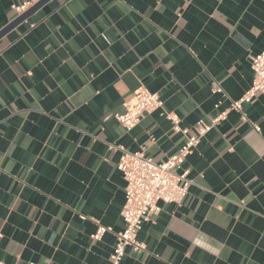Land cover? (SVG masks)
<instances>
[{
    "label": "crops",
    "instance_id": "obj_1",
    "mask_svg": "<svg viewBox=\"0 0 264 264\" xmlns=\"http://www.w3.org/2000/svg\"><path fill=\"white\" fill-rule=\"evenodd\" d=\"M22 1L0 0V31ZM262 51L264 0H50L1 37L0 260L111 264L126 186L113 146L176 153L184 137L165 113L192 128L225 111ZM141 86L165 107L127 130L115 114ZM185 166L188 194L159 202L145 251L122 264H264V94ZM99 224L112 231L95 240Z\"/></svg>",
    "mask_w": 264,
    "mask_h": 264
},
{
    "label": "built area",
    "instance_id": "obj_2",
    "mask_svg": "<svg viewBox=\"0 0 264 264\" xmlns=\"http://www.w3.org/2000/svg\"><path fill=\"white\" fill-rule=\"evenodd\" d=\"M35 2L36 0H24L19 4H13L12 7L18 15H21ZM252 69L253 81L250 88L241 98L232 100L228 108L216 116L202 117L192 128H184L181 127L180 118L176 114L165 113L172 122V130L181 133L184 137L179 150L166 159L158 162L143 151L131 152L123 146H113L114 150L120 151L117 168L122 172L126 186L125 202L121 211L124 227L116 233V243L110 255L111 264H122L128 248L138 253L145 251L146 245L139 240V233L152 215L160 210L159 202L178 204L189 192L192 181L189 178L190 170L185 166L188 157L197 150L202 139L226 119L229 111L243 112L244 104L253 103L264 94V51L253 56ZM213 91L224 92L218 84H214ZM164 107L165 101L158 93L141 86L133 98L125 104V110L116 113L115 118L127 130H132L146 113ZM256 129L259 127L256 126ZM107 231H112V228L99 224L92 238L98 240ZM0 264L7 263L0 260Z\"/></svg>",
    "mask_w": 264,
    "mask_h": 264
},
{
    "label": "water",
    "instance_id": "obj_3",
    "mask_svg": "<svg viewBox=\"0 0 264 264\" xmlns=\"http://www.w3.org/2000/svg\"><path fill=\"white\" fill-rule=\"evenodd\" d=\"M48 1L50 0H40L36 4H34L31 8H29L24 13L19 15L11 24H9L3 30L0 31V38L6 35L10 30L15 28L20 22L28 18L31 14L37 11L40 7H42Z\"/></svg>",
    "mask_w": 264,
    "mask_h": 264
}]
</instances>
